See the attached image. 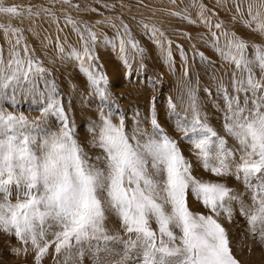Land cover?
<instances>
[{
  "label": "snow or ice",
  "instance_id": "6c2138e0",
  "mask_svg": "<svg viewBox=\"0 0 264 264\" xmlns=\"http://www.w3.org/2000/svg\"><path fill=\"white\" fill-rule=\"evenodd\" d=\"M60 2L79 8L72 0ZM103 6L115 9L114 4ZM198 7L196 19L187 9L171 14L200 23L211 34L206 43L219 56L224 75L214 71L215 89L203 91L220 114L219 131L209 122L190 76L189 55L181 46L177 99L183 111L167 98L170 131L151 94L159 78H149L138 89L144 93L147 114L135 110L131 124L127 114L106 108L114 100L113 86L97 48L116 53L126 81L146 69L145 49L123 21L119 26L108 23L115 30L109 38L66 16L79 48L66 51L59 36L54 47L62 62L74 63L87 94L99 101L82 143L52 71L26 43L21 29L0 25L7 43L6 49L0 46L3 251L24 264H43L48 256L55 264H82L85 256L91 257L89 264H242L224 225L237 216L245 221L247 235L264 249V0H217L227 21L203 0ZM41 10L55 19L50 8ZM26 11L29 18L39 15L31 8ZM0 14L21 22L24 17L5 0H0ZM143 28L159 50L158 59L175 73L172 41L154 26ZM48 43H53L50 38ZM197 59L216 67L204 52L194 51L191 60ZM21 100L35 103L39 115L30 118L20 111ZM192 201L201 211L192 210Z\"/></svg>",
  "mask_w": 264,
  "mask_h": 264
},
{
  "label": "rangeland",
  "instance_id": "374dc122",
  "mask_svg": "<svg viewBox=\"0 0 264 264\" xmlns=\"http://www.w3.org/2000/svg\"><path fill=\"white\" fill-rule=\"evenodd\" d=\"M5 2L9 6H17L24 13V17L21 22L19 18L8 14H0V25H11L21 29L26 43L35 49L36 55L52 71V76L59 85L68 114L72 117L74 128L82 143H85V138L88 136L91 121L96 119L94 113L99 101L87 94L84 78L78 72L74 63L62 62L54 47L56 38L59 36L60 42L64 43L66 51L71 46L79 48L75 32L71 30L70 25H66V16H71L81 27L85 24L90 27L94 26L93 30L98 35L103 33L109 38L115 36V30L109 28L107 26L108 23L115 22L119 26L120 21H123L129 25L132 36L145 49L147 55L145 60L146 69L138 76H133L131 81H126L116 53L107 47L99 46L97 48L101 62L104 64V69L109 75L113 86L114 100L109 101L105 106L106 108H110L117 115L127 114V122L131 124L135 110L138 109L142 114H147L146 101L143 98L144 93L143 91H138V89L147 84L149 78L153 80L159 78L160 83L151 94L156 98L160 119L164 124L165 130L170 131L172 122L166 113L167 98L171 96L177 103L178 110L183 111V107L177 99L180 90V77L182 76L180 54L177 46H181L189 55L190 76L193 86L198 88L199 96L209 116V122L218 131L220 130V114L212 107L211 100L203 91V89L207 88L215 89L216 81L212 77L214 71L217 76L224 75V70L219 67L221 63L219 56L206 43V41H211V34L202 24H189L178 16L171 14L173 12H183L187 9L191 17L196 19L201 0H176L175 4L171 0H143V4L139 0H72V5H79L78 9L63 4L60 0H5ZM203 3L210 9L216 8L220 12V17L227 21L228 14L217 7V0H203ZM105 4H114L115 9L106 8L103 6ZM193 4L196 6H193ZM28 8H31L34 13H39V15L29 18L26 11ZM42 8H50L51 12L54 13L55 19L42 11ZM91 9H97V11L93 12ZM57 20L58 23L56 22ZM143 24L160 29L165 34V37L172 41V51L176 60L175 73L170 72L158 59L159 50L152 40L149 39ZM229 27L231 28L232 25H229ZM186 33L187 36L185 35ZM239 34L248 35L242 29H239ZM188 37L191 38L189 39ZM48 38L53 43H48ZM65 38H67L66 42ZM0 46H4L5 49L7 47L2 30H0ZM197 50L204 52L214 62L216 67L213 68L201 64L198 59L193 62L191 57L194 51ZM51 61H55V63H51ZM135 67L136 65L134 64ZM197 79L199 80L198 85L196 84ZM225 80H227V76H225ZM73 85L75 89H73ZM7 103L5 102V104ZM18 106L19 110L23 111L25 115H29L30 118L39 115L35 111L38 107L35 103L21 100ZM13 107H16V105H13ZM9 110L12 109L9 108ZM175 138L179 140V135L175 134ZM182 148L185 155L195 165L194 157L190 155L188 146L184 145L183 142ZM86 150H88L87 146ZM199 174L204 175L205 178H210L208 174L202 173V171ZM191 207L193 211H201L200 205L195 201L191 202ZM224 225L228 228L236 245L237 255L242 260V264H264V249H261L258 243L247 235L246 224L242 217L237 216L232 223L224 222ZM108 226L110 229L115 228L114 223H109ZM5 247L6 242L3 238H0V264H24L22 258H14L9 252L3 251ZM90 260L91 257L85 256L82 264H89ZM43 264H55V261L52 256H48Z\"/></svg>",
  "mask_w": 264,
  "mask_h": 264
}]
</instances>
